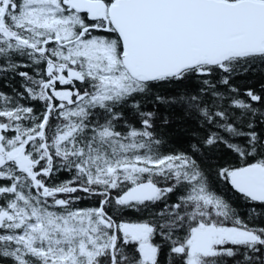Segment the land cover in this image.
I'll return each instance as SVG.
<instances>
[{
    "label": "snow or ice",
    "instance_id": "6c2138e0",
    "mask_svg": "<svg viewBox=\"0 0 264 264\" xmlns=\"http://www.w3.org/2000/svg\"><path fill=\"white\" fill-rule=\"evenodd\" d=\"M0 264H264V0H0Z\"/></svg>",
    "mask_w": 264,
    "mask_h": 264
}]
</instances>
